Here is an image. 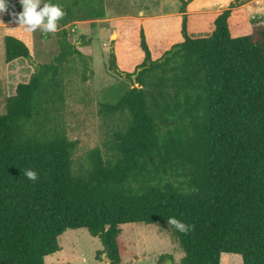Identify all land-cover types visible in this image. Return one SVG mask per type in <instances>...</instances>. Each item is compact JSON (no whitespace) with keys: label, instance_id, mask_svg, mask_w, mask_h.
<instances>
[{"label":"trees","instance_id":"16d2710c","mask_svg":"<svg viewBox=\"0 0 264 264\" xmlns=\"http://www.w3.org/2000/svg\"><path fill=\"white\" fill-rule=\"evenodd\" d=\"M178 1L185 13L189 1ZM47 2L67 6L61 27L104 15L103 0ZM6 3L5 16L22 12L20 0ZM234 4L203 37L183 21L182 40L157 60L141 33L143 60L130 87L100 105L116 120L109 153L95 147L79 159L62 120L65 83L77 69L85 81L91 59L65 29L56 33L57 55L34 66L0 113V264H45L59 236L78 229L119 264L121 225H168L169 217L194 226L185 235L168 225L182 264H220L222 254L264 264V25L232 37ZM3 50L7 64L32 61L14 36L3 37Z\"/></svg>","mask_w":264,"mask_h":264},{"label":"rangeland","instance_id":"374dc122","mask_svg":"<svg viewBox=\"0 0 264 264\" xmlns=\"http://www.w3.org/2000/svg\"><path fill=\"white\" fill-rule=\"evenodd\" d=\"M238 1L230 8L232 37L248 34L258 23L264 25V12L256 13L253 18L247 17L241 5L248 0ZM176 6V0H103L104 15L99 19L72 22L63 27L57 22V32L65 29L68 40L91 59L92 74H88L85 81L81 80L77 69L67 75L65 83L66 101L62 120L67 137L78 143L74 159L81 158L95 147L100 148L102 153H109L112 127L116 120L100 114V105L114 103L130 87V78H135L134 72L139 71L137 68L143 60L139 46L141 33L152 60H157L182 40L183 21L192 37H203L212 31L214 15L184 16ZM14 19L0 13V113L5 112L6 98L14 94L17 84L27 81L34 72V66L50 62L58 52L57 32L44 35L37 30L28 33L33 44L29 49L32 61L18 59L6 64L3 37L7 35L4 34L7 27H19ZM112 66L115 70L111 69ZM120 229L119 264H161L163 259L171 260L172 264H182L185 254L167 224L130 223L121 225ZM58 245L60 250L45 257V264H109L107 254L102 253L104 247L100 239L90 236L85 230L65 231L59 236ZM220 264L242 262L238 255L223 254Z\"/></svg>","mask_w":264,"mask_h":264},{"label":"clouds","instance_id":"9594fccd","mask_svg":"<svg viewBox=\"0 0 264 264\" xmlns=\"http://www.w3.org/2000/svg\"><path fill=\"white\" fill-rule=\"evenodd\" d=\"M20 4L22 12L14 14V23L19 25L17 29L29 34L37 30L44 35L55 34L57 32V22L61 21L65 15V12L59 5L47 2V0L43 3V7H41L42 0H20ZM7 10L8 5L6 0H0V13H5ZM23 175L32 182L38 180L37 172L32 169H26ZM167 223L177 232L185 235L194 229L193 225H187L175 217H169Z\"/></svg>","mask_w":264,"mask_h":264},{"label":"crops","instance_id":"0c3cea01","mask_svg":"<svg viewBox=\"0 0 264 264\" xmlns=\"http://www.w3.org/2000/svg\"><path fill=\"white\" fill-rule=\"evenodd\" d=\"M176 1L178 3V6H176V8L178 9V12H179L180 2L178 0ZM188 1L189 2L187 3L185 7L184 14L186 16L193 17V16H199V15H208V16L215 15L216 13H219L221 10L229 8L231 3H236L238 0H188ZM240 1L241 0H239L238 3ZM241 9L244 10L245 15L247 17L253 18L254 16H256V13L264 12V0H248L247 2H244L241 5ZM17 28L18 27L16 26H9L6 28L7 31L4 34L7 33V35H11V36H14L20 39L26 44L28 49H30V46L33 47V44L31 45V40H30L28 33L24 32L23 30H19ZM14 29H17V30H14ZM0 52H1V44H0ZM3 55H4V50H3ZM11 63H14V61ZM28 80L29 78L27 79V81ZM27 81L23 83H26ZM14 90L15 88L13 89V92Z\"/></svg>","mask_w":264,"mask_h":264},{"label":"water","instance_id":"95a60500","mask_svg":"<svg viewBox=\"0 0 264 264\" xmlns=\"http://www.w3.org/2000/svg\"><path fill=\"white\" fill-rule=\"evenodd\" d=\"M74 2H76V0L74 1ZM43 4V3H42ZM71 5H69V7H70ZM67 9V6H65V7H63V10H66ZM59 24V26L61 27V24L60 23H58ZM161 264H172V262H171V260H169V259H163L162 260V262H161Z\"/></svg>","mask_w":264,"mask_h":264}]
</instances>
